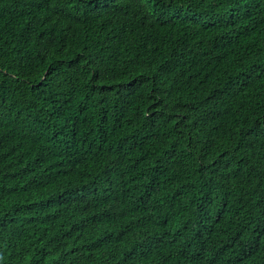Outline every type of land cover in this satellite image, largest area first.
Here are the masks:
<instances>
[{
    "label": "trees",
    "instance_id": "1",
    "mask_svg": "<svg viewBox=\"0 0 264 264\" xmlns=\"http://www.w3.org/2000/svg\"><path fill=\"white\" fill-rule=\"evenodd\" d=\"M0 264H264V0H0Z\"/></svg>",
    "mask_w": 264,
    "mask_h": 264
}]
</instances>
